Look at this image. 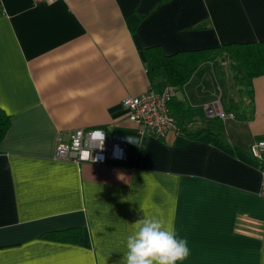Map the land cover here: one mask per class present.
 <instances>
[{
    "label": "crops",
    "instance_id": "obj_1",
    "mask_svg": "<svg viewBox=\"0 0 264 264\" xmlns=\"http://www.w3.org/2000/svg\"><path fill=\"white\" fill-rule=\"evenodd\" d=\"M140 3L0 0V109L10 117L0 143V264H124L144 211L187 238L183 264L264 261V196L250 155L264 136V76L252 81L249 120L207 125L205 107L228 111L238 99L215 59L175 91L191 107L186 133L129 145L118 164L52 159L56 137L67 142L75 130L136 136L122 102L162 89L150 50L264 41V0H161L147 15Z\"/></svg>",
    "mask_w": 264,
    "mask_h": 264
},
{
    "label": "built area",
    "instance_id": "obj_2",
    "mask_svg": "<svg viewBox=\"0 0 264 264\" xmlns=\"http://www.w3.org/2000/svg\"><path fill=\"white\" fill-rule=\"evenodd\" d=\"M58 1L69 0H32L33 4L46 5ZM222 63L226 66V62ZM174 95L173 87L164 86L159 92L150 90L139 97L126 98L122 106L127 112L128 120L135 125V137L116 135L104 130H75L67 142L60 135L56 137L52 159L99 166L118 164L126 160L129 145L140 148L148 137L163 140L172 131L179 134V128L169 109ZM204 111L207 119L222 122L235 119L233 112L221 109L217 103L205 107ZM250 155L260 172V193L264 196V136L250 148Z\"/></svg>",
    "mask_w": 264,
    "mask_h": 264
},
{
    "label": "trees",
    "instance_id": "obj_3",
    "mask_svg": "<svg viewBox=\"0 0 264 264\" xmlns=\"http://www.w3.org/2000/svg\"><path fill=\"white\" fill-rule=\"evenodd\" d=\"M147 57L151 64V73L160 82V86H171L175 91L183 88L202 64L215 59L225 61L232 75L231 91L238 98L229 102L228 111L233 112L236 119L251 118L253 112L251 84L255 78L264 76V41L179 51L169 56H165L161 49H153L148 52ZM169 109L180 133H186L188 126L193 123V120L189 119L191 107L185 102H177L173 97ZM9 127L10 117L0 109V143L4 140Z\"/></svg>",
    "mask_w": 264,
    "mask_h": 264
},
{
    "label": "clouds",
    "instance_id": "obj_4",
    "mask_svg": "<svg viewBox=\"0 0 264 264\" xmlns=\"http://www.w3.org/2000/svg\"><path fill=\"white\" fill-rule=\"evenodd\" d=\"M135 224V229L126 238L124 264H183L190 256L187 238L180 237L158 215H148L144 211Z\"/></svg>",
    "mask_w": 264,
    "mask_h": 264
},
{
    "label": "water",
    "instance_id": "obj_5",
    "mask_svg": "<svg viewBox=\"0 0 264 264\" xmlns=\"http://www.w3.org/2000/svg\"><path fill=\"white\" fill-rule=\"evenodd\" d=\"M161 0H141V3L137 9V12L139 15H147L149 14L159 3ZM134 40L136 43L137 48L139 51L141 50V47L139 46V43L137 41L136 36H134ZM141 56L143 57V54L141 53Z\"/></svg>",
    "mask_w": 264,
    "mask_h": 264
}]
</instances>
